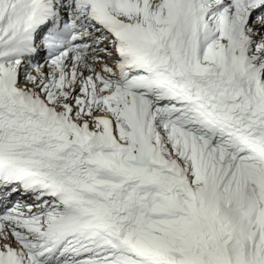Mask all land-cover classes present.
<instances>
[{
	"label": "snow or ice",
	"instance_id": "obj_1",
	"mask_svg": "<svg viewBox=\"0 0 264 264\" xmlns=\"http://www.w3.org/2000/svg\"><path fill=\"white\" fill-rule=\"evenodd\" d=\"M0 264H264V0H0Z\"/></svg>",
	"mask_w": 264,
	"mask_h": 264
}]
</instances>
